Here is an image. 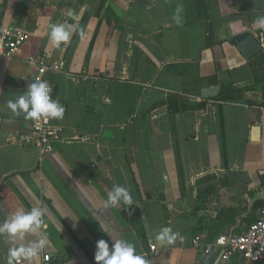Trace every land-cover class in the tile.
I'll return each mask as SVG.
<instances>
[{"label": "crops", "instance_id": "obj_1", "mask_svg": "<svg viewBox=\"0 0 264 264\" xmlns=\"http://www.w3.org/2000/svg\"><path fill=\"white\" fill-rule=\"evenodd\" d=\"M82 6L84 36L54 48L50 25L73 23L67 12ZM258 17L264 0H0V23L29 33L13 57L0 56V223L47 210L39 264H96V242L111 245L107 233L150 264H254L221 259L216 246L206 254L193 240L244 233L264 208ZM248 35L262 48L250 59L238 48ZM40 59L59 65L46 77L65 108L52 119L61 133L47 154L21 142L32 120L8 107L34 82L31 60ZM114 185L130 191L132 205L104 208ZM164 227L183 239L157 243ZM7 241L0 236V264Z\"/></svg>", "mask_w": 264, "mask_h": 264}, {"label": "clouds", "instance_id": "obj_2", "mask_svg": "<svg viewBox=\"0 0 264 264\" xmlns=\"http://www.w3.org/2000/svg\"><path fill=\"white\" fill-rule=\"evenodd\" d=\"M86 6H82L79 12L69 10L67 16L73 23H54L50 25L48 33L49 43L54 48H61L67 45L74 34L79 33L81 37L85 34V29L81 27L80 21L83 18ZM181 7H177L173 16L177 24L182 22L180 15ZM258 28H264V17L255 20ZM91 24L88 25L90 29ZM51 88L47 81L37 79L31 83L27 90L14 100L8 101V107L17 115L24 114L25 119L39 121L43 119H63L65 108L59 101L51 97ZM130 206L133 198L130 191L121 185H114L108 192L104 202V208L108 209L117 206L119 203ZM47 210L39 206H34L31 211H17L0 223V236L7 235V243L10 245L7 252L8 264H39L40 254L48 247V239L43 234V229L47 228L44 221ZM109 241L100 239L96 242L94 259L96 264H150L142 254H138L133 243L115 238L111 233ZM155 241L162 245H174L177 239H183L179 232H174L170 227L162 228L154 237Z\"/></svg>", "mask_w": 264, "mask_h": 264}, {"label": "built area", "instance_id": "obj_3", "mask_svg": "<svg viewBox=\"0 0 264 264\" xmlns=\"http://www.w3.org/2000/svg\"><path fill=\"white\" fill-rule=\"evenodd\" d=\"M29 38V33L15 26H6L0 23V56L13 57ZM35 73L33 80L47 81L51 88V96L54 93L53 84L47 79L46 74L50 68L59 69V65L49 63L45 60H31ZM60 128L52 125V119L45 122L31 121L29 133L21 136L20 140L26 145L38 146L43 154L51 153L55 149V141L60 136ZM195 247L201 248L204 253L210 254L213 247L220 248L221 259L228 260L233 255L239 254L254 264H264V208L259 216L252 221L246 231L241 234L221 235L214 243H203L200 236L193 240ZM44 261L50 260V255H44Z\"/></svg>", "mask_w": 264, "mask_h": 264}, {"label": "water", "instance_id": "obj_4", "mask_svg": "<svg viewBox=\"0 0 264 264\" xmlns=\"http://www.w3.org/2000/svg\"><path fill=\"white\" fill-rule=\"evenodd\" d=\"M238 48L246 59H250L262 50L260 43L253 35H248L245 39H243L238 44ZM217 91L218 90L216 88L207 90L203 96L208 97L215 95Z\"/></svg>", "mask_w": 264, "mask_h": 264}, {"label": "trees", "instance_id": "obj_5", "mask_svg": "<svg viewBox=\"0 0 264 264\" xmlns=\"http://www.w3.org/2000/svg\"><path fill=\"white\" fill-rule=\"evenodd\" d=\"M226 95L229 96V95H230V92H227ZM172 100H173V99H171V104H172Z\"/></svg>", "mask_w": 264, "mask_h": 264}]
</instances>
